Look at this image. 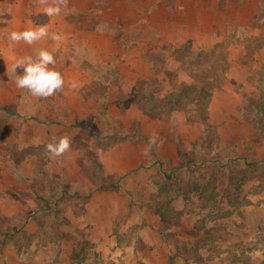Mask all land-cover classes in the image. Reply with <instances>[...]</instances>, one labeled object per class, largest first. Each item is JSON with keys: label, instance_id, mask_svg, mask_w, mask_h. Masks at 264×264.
<instances>
[{"label": "rangeland", "instance_id": "374dc122", "mask_svg": "<svg viewBox=\"0 0 264 264\" xmlns=\"http://www.w3.org/2000/svg\"><path fill=\"white\" fill-rule=\"evenodd\" d=\"M39 25L62 41L10 46ZM40 48L65 80L47 99L11 72ZM256 250L264 0H68L51 18L0 0V264H264Z\"/></svg>", "mask_w": 264, "mask_h": 264}, {"label": "clouds", "instance_id": "9594fccd", "mask_svg": "<svg viewBox=\"0 0 264 264\" xmlns=\"http://www.w3.org/2000/svg\"><path fill=\"white\" fill-rule=\"evenodd\" d=\"M43 6V13L48 17L60 16L62 11L67 8L68 0H37ZM10 46L24 43L35 45L45 39L60 42L63 36L59 33H49L47 25H39L23 31H12L9 34ZM56 58L46 49L40 48L36 51L35 57L26 56L17 58L12 66L11 72L17 73V69H23L22 75H16L15 85L18 89L27 90L35 98L47 99L56 93L64 90L65 80L62 74L55 70ZM73 88L78 87L73 83ZM94 139V138H93ZM156 144L155 135L149 139V146L144 150L147 155L151 147ZM46 150L53 157H61L72 150V138L69 135H62L58 138L53 137V141L46 145ZM264 258V253L256 250L252 253V259Z\"/></svg>", "mask_w": 264, "mask_h": 264}, {"label": "trees", "instance_id": "16d2710c", "mask_svg": "<svg viewBox=\"0 0 264 264\" xmlns=\"http://www.w3.org/2000/svg\"><path fill=\"white\" fill-rule=\"evenodd\" d=\"M137 103L141 104L143 110L147 113H150L151 110H157V109L161 108L159 103L157 101H154V100L139 98L137 100ZM210 103H211V95L210 94L208 95V97L206 99L201 101V104H202L204 109L208 108Z\"/></svg>", "mask_w": 264, "mask_h": 264}]
</instances>
